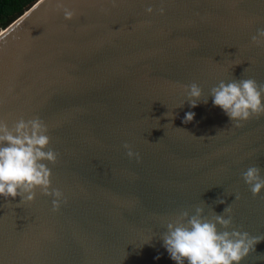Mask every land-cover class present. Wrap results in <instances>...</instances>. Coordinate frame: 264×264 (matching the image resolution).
Returning <instances> with one entry per match:
<instances>
[{"label": "water", "instance_id": "obj_1", "mask_svg": "<svg viewBox=\"0 0 264 264\" xmlns=\"http://www.w3.org/2000/svg\"><path fill=\"white\" fill-rule=\"evenodd\" d=\"M62 3L72 19L38 0L0 31V118L48 125L64 194L58 210L39 188L32 202L0 198V264H176L160 235L197 206L209 218L229 206L233 227L264 238V191L242 177L264 174V115L237 126L208 97L220 80L264 84L251 40L264 0ZM192 83L207 103L191 106ZM242 264H264V240Z\"/></svg>", "mask_w": 264, "mask_h": 264}, {"label": "clouds", "instance_id": "obj_2", "mask_svg": "<svg viewBox=\"0 0 264 264\" xmlns=\"http://www.w3.org/2000/svg\"><path fill=\"white\" fill-rule=\"evenodd\" d=\"M60 6L65 19L70 20L75 16V11L64 7L62 0ZM145 10L149 14L156 11L151 5ZM159 12L164 14L165 9L161 7ZM251 40L258 46L264 45V28H258ZM184 87L192 107L201 101L207 103L211 96L212 104L237 126L254 116L264 115V84L254 78L220 80L210 89L208 97L197 83ZM194 116V112H186L184 123L192 121ZM50 144L49 127L39 117H21L11 127L0 118V198L19 196L22 203L32 202L39 188L53 198L54 210L59 209L64 202V194L60 189L52 188V170L48 163L55 164L58 153L49 147ZM125 148L128 149L129 158L139 159V154L128 144H125ZM242 177L253 195L264 191V174L260 167H248ZM217 202L224 203L222 199ZM229 212L227 206L222 214L209 218L205 208L197 206L194 212L184 210L169 220L166 231L160 235L169 258L176 264H242L264 238L233 227L232 216L225 215Z\"/></svg>", "mask_w": 264, "mask_h": 264}, {"label": "trees", "instance_id": "obj_3", "mask_svg": "<svg viewBox=\"0 0 264 264\" xmlns=\"http://www.w3.org/2000/svg\"><path fill=\"white\" fill-rule=\"evenodd\" d=\"M38 0H0V31L9 26Z\"/></svg>", "mask_w": 264, "mask_h": 264}]
</instances>
